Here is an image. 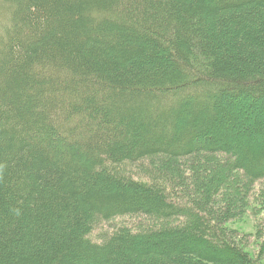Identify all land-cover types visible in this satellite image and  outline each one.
<instances>
[{"label":"trees","instance_id":"trees-1","mask_svg":"<svg viewBox=\"0 0 264 264\" xmlns=\"http://www.w3.org/2000/svg\"><path fill=\"white\" fill-rule=\"evenodd\" d=\"M0 10V264H262L264 0Z\"/></svg>","mask_w":264,"mask_h":264},{"label":"rangeland","instance_id":"rangeland-1","mask_svg":"<svg viewBox=\"0 0 264 264\" xmlns=\"http://www.w3.org/2000/svg\"><path fill=\"white\" fill-rule=\"evenodd\" d=\"M4 12L0 10V22L3 21L4 18ZM136 166V165H134ZM137 178V177H136ZM242 217V216H241ZM247 220H244L243 222H237V223H231L229 224V230L238 231V237L240 238L241 242L239 244L242 246V248L251 254H257L258 249L257 245H255V241L257 242L255 238V234L257 233V229L254 228V225L256 223L255 219L248 215ZM133 226V225H132ZM101 236V234L98 232H94L92 234L93 240H98V238ZM262 264H264V259L262 260Z\"/></svg>","mask_w":264,"mask_h":264}]
</instances>
